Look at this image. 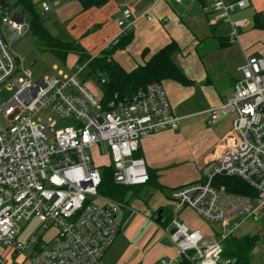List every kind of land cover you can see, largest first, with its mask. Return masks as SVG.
<instances>
[{
  "label": "built area",
  "instance_id": "1",
  "mask_svg": "<svg viewBox=\"0 0 264 264\" xmlns=\"http://www.w3.org/2000/svg\"><path fill=\"white\" fill-rule=\"evenodd\" d=\"M249 6L248 0H210L204 11L211 25L227 27V42L233 44L249 27L246 18L233 16ZM135 20L122 10L118 31L101 51L131 33ZM146 20L152 17L146 14ZM29 31L28 17L14 0H0V91L12 92L0 103V264H103L119 234L121 204L98 193L102 169L112 168L118 186H145V161L134 156L139 143L176 129L178 119L161 83H149L126 99L114 95L103 105L77 82L83 65L72 76L33 79L13 51ZM236 71L231 97L206 112V125L232 115L230 131L201 165L200 178L170 193L175 213L186 207L203 221L220 224L221 237L207 240L173 216L168 237L175 254L158 264H227L221 262L222 241L242 224L264 218V57L249 56ZM44 110L54 118H35ZM58 120L74 125L56 129ZM94 148L103 149L106 166L94 164ZM216 177L239 179L255 195L229 193L213 184ZM33 221L38 227L24 237Z\"/></svg>",
  "mask_w": 264,
  "mask_h": 264
},
{
  "label": "crops",
  "instance_id": "2",
  "mask_svg": "<svg viewBox=\"0 0 264 264\" xmlns=\"http://www.w3.org/2000/svg\"><path fill=\"white\" fill-rule=\"evenodd\" d=\"M31 1L49 7L47 12L41 8L43 15L52 14L54 19L47 22L48 32L55 31V38L74 43L86 56L100 53L118 31L116 21L122 10L128 9L136 19L133 31L129 40L112 52V60L128 72L174 42L178 50L171 60L190 82H161L171 112L178 119L177 128L140 141L137 155L144 159L150 180L145 186L132 187L119 202V234L104 254L103 264H158L160 259L173 257L168 237L173 216L190 230L212 239L206 222L194 211L183 207L175 213L170 193L200 178L201 165L231 129L232 115L206 125V112L231 97L239 77L236 69L246 58L264 57V30L254 27L255 15L264 19V0H248L249 8L233 16L249 21V27L233 44L227 42L224 24H210L211 15L204 11L210 0L205 5L197 0H110L87 11H82L76 0ZM146 14L152 17L151 22ZM52 24L56 28L52 29ZM77 57L70 53L66 60L77 61ZM257 259L255 264H261Z\"/></svg>",
  "mask_w": 264,
  "mask_h": 264
},
{
  "label": "trees",
  "instance_id": "3",
  "mask_svg": "<svg viewBox=\"0 0 264 264\" xmlns=\"http://www.w3.org/2000/svg\"><path fill=\"white\" fill-rule=\"evenodd\" d=\"M82 11H87L91 8H101L110 0H76ZM202 5H205L207 0H197ZM14 4L19 6L27 15L30 31L35 40L40 45V51H48L61 62H65L66 57L70 53L77 54V63H81L86 54L74 43L63 42L53 37L45 28L38 14L34 9L31 0H14ZM254 27L264 30V19L259 15H255ZM131 33L127 34L114 47L103 50L97 57L87 60V66L90 73L102 76L105 80L103 85V94L101 103L106 105L114 95L118 99H126L134 95L140 88H143L149 83H161L163 80H173L182 85H187L190 82L183 76L180 70L172 62L171 56L178 50L174 42H170L158 52L153 54L150 59L142 65H138L131 71L123 70L111 58L112 52L125 44ZM138 157L137 153L134 155ZM113 170L111 167L102 169L101 185L98 188V193L105 197L111 198L118 202H123L126 194L132 187L118 186L113 182ZM150 180V178H149ZM148 180V182H149ZM148 184V183H147ZM214 185H223L227 192L243 196L253 197L255 192L236 178L216 177L213 181ZM171 221V219H170ZM264 237V235H262ZM258 234L234 236L230 235L222 241L221 259L228 261L227 264H251V252L260 241ZM180 264H191L187 260H183Z\"/></svg>",
  "mask_w": 264,
  "mask_h": 264
},
{
  "label": "rangeland",
  "instance_id": "4",
  "mask_svg": "<svg viewBox=\"0 0 264 264\" xmlns=\"http://www.w3.org/2000/svg\"><path fill=\"white\" fill-rule=\"evenodd\" d=\"M33 3V2H32ZM34 9L39 16V19L43 23L46 28L48 21H54L52 18V14L43 15L41 12V7L38 4H34ZM54 24V23H53ZM52 24V25H53ZM56 28L53 25L52 29ZM47 29V28H46ZM48 31V29H47ZM52 33H55L52 32ZM50 33L53 37H56ZM40 45L35 40L32 32L29 31L24 37L16 41L13 45V51L16 55L20 56L23 59V65L25 68H28L31 73L33 79H37L40 77L46 76H72L78 65H83V71L76 76L77 82L86 88L88 92H90L94 97L101 98L103 94V86L99 83V78L96 74L90 73V69L87 66V60L93 57L88 55L84 58L81 63H77V61L71 62L70 58H67L65 62L59 61L54 54L48 51H40ZM99 55V53L97 54ZM12 94L7 88L2 89L0 91V103L5 101L10 97ZM52 117L49 110H44L41 114H38L35 118H47ZM54 118V117H52ZM74 122L69 120H58L56 129H62L64 127L73 126ZM91 157L95 165L97 166H106L109 163L108 158L105 156L104 151L102 148L99 149H92L91 150ZM206 226L211 233V236H215L217 240L221 237L222 226L218 223H209L206 222ZM38 227V223L33 221L28 228L25 230L23 236L29 235ZM53 230H50L47 236L51 235ZM258 234L260 236V241L256 245L255 249L251 253V264H255L256 259L258 258L261 264H264V218L260 217L257 220H250L244 224H242L234 233V236H243V235H253ZM211 237L207 238L210 240ZM257 259V260H258ZM221 262H224L221 259ZM193 264V263H191Z\"/></svg>",
  "mask_w": 264,
  "mask_h": 264
}]
</instances>
